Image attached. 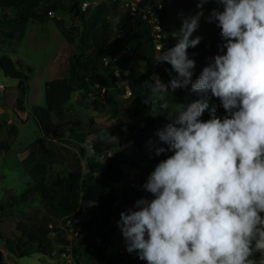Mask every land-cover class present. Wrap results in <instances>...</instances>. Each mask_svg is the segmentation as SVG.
<instances>
[{"label":"clouds","instance_id":"obj_1","mask_svg":"<svg viewBox=\"0 0 264 264\" xmlns=\"http://www.w3.org/2000/svg\"><path fill=\"white\" fill-rule=\"evenodd\" d=\"M196 3L175 46L158 50L176 76L166 85L154 75L151 90L164 100L169 87L190 85L218 99L225 115L203 98L168 114L157 133L163 146L149 142L156 156L171 153L143 185L152 198L121 212L118 226L126 251L147 264H257L255 253L264 257V0ZM207 3L220 6L205 19L220 29L221 54L193 82L187 50L200 43L190 37Z\"/></svg>","mask_w":264,"mask_h":264},{"label":"trees","instance_id":"obj_2","mask_svg":"<svg viewBox=\"0 0 264 264\" xmlns=\"http://www.w3.org/2000/svg\"><path fill=\"white\" fill-rule=\"evenodd\" d=\"M81 1L0 0V9L10 12L8 14L4 11L0 14V38L12 35L10 27L12 23L24 24L28 19L43 22L50 17L67 44L72 45L74 49L67 56V75L45 80L43 104L32 105L29 108V113L41 132L38 142L44 149V153L40 160L33 161L27 167L33 185L19 193L8 192L4 203L0 202V219L10 215L17 217L16 227H18L19 238L13 249H19L18 256L28 254V248L23 246L24 243L36 241L37 252L54 258L50 253L51 248L48 247L45 234L38 228L30 227L21 221L23 217L30 219L28 210L38 204L46 215L54 218L58 223L63 225L66 220L73 221V225H78L83 234L94 233L99 236V241L94 244L92 251L88 249L87 244L84 248L88 256L94 255L95 264H116L119 260L123 262L122 264H126L124 259L133 257L135 252L121 255L117 247L116 252L110 254L103 250V246L112 241V236L117 229L120 230L117 224L120 213L128 211L123 210L122 205L134 197H144L143 194H148L143 189V185L149 174L143 175L135 182L136 186L133 183L128 186L129 176L121 168L120 157L114 155L105 158L109 144L113 140L112 136L121 139L124 135H130L131 143L137 150H131L133 154L129 156V165L140 166L152 172L156 164L166 159L171 153L156 156L154 149L139 138L141 134H149L156 135L155 138L159 140L154 121L168 122L171 103L182 108L203 98L208 100L210 109L215 108L218 116L223 117L225 113L218 99L193 93L190 85L186 88H177L175 91L169 87L164 100L152 93L151 85L154 83L152 79L154 75L168 85L170 73H175L166 61H158L159 52L157 55L154 53L150 25L146 19L142 18L141 9L148 4H155L157 0H136L134 14L128 13L130 18L128 25L121 26L119 29L111 26L108 21L110 8L116 4L117 0L100 1L84 9L79 7ZM159 3L163 6L164 0H159ZM215 5L220 7L216 3ZM152 8L158 12L159 19L163 22L162 7L157 9L152 6ZM49 11L53 13L52 16H49ZM63 12L69 17V23L61 15ZM3 25H5L4 28ZM165 32L166 28L163 26V33ZM195 38L193 35L190 37V39ZM178 39L177 35L172 40L160 38L163 51L167 52L174 47ZM218 45L213 40L201 38L197 46L187 50L188 56L192 59L191 54H205L209 50H219ZM113 55L117 57L113 58ZM103 58L107 59L106 63L102 61ZM17 64H20L18 60H12L8 55L0 53V70L3 74L16 79L15 102L18 110L23 111L28 74L21 68H17ZM24 70L27 73L31 72L28 65L24 67ZM115 70L117 75L114 74ZM192 71L194 82L199 77L201 69L195 66ZM124 79L130 89L129 96L137 105L128 123L91 129L92 151L87 152L84 146H79V153L85 156V170L76 165L65 171H49V166L59 154L55 153L51 147L43 148L42 143L53 140L64 131H69L70 134L77 126L74 121H69V126L65 124L66 122H53V117L61 115L63 105L70 94L75 90L82 93L88 91L92 89L94 82L104 88L103 92H111L112 88ZM163 103L168 104L167 109L161 107ZM201 118L207 120L209 111L206 110ZM11 128H13L12 124L7 129ZM157 146L163 145L160 142ZM7 147L8 142L2 138L1 150ZM98 154L102 157H96ZM114 213H116V222L112 223L110 216ZM3 237L0 234V238ZM54 238L59 243L57 246L59 250L62 246H70L73 262L78 264L81 254L72 240L66 239L59 228L54 232ZM252 258L259 264L264 257L257 252Z\"/></svg>","mask_w":264,"mask_h":264},{"label":"rangeland","instance_id":"obj_3","mask_svg":"<svg viewBox=\"0 0 264 264\" xmlns=\"http://www.w3.org/2000/svg\"><path fill=\"white\" fill-rule=\"evenodd\" d=\"M126 1L117 0L108 14V21L111 26L117 29L121 26H127L130 21ZM214 8H217L215 3L204 5V16L200 19L199 26L192 35L193 37L208 38L221 44L219 28L215 23H208L205 19L209 11ZM162 9L163 24L166 28L164 38L169 40H172L175 35L178 36L183 20L194 16L198 11L196 0H164ZM4 11L10 13L9 10L0 9V14ZM61 15L69 23L70 19L67 14L63 12ZM4 27L5 25H3ZM10 27L12 35L0 38V53L8 55L12 60H18L20 64H17L16 67L21 68L22 71L28 74V77L26 79V95L23 99L24 110L20 111L15 102L16 79L3 74L0 70V83L4 85L0 89V140L4 138L8 142L6 149L1 150L0 148V202L2 203H4L8 192L19 193L33 185L27 167L33 161L41 159L44 149L38 142L41 132L29 113V108L32 105L43 104V83L45 80L67 75V56L74 51L72 45L65 42L50 17L43 22L28 19L24 24L12 23ZM217 54H221L220 50H209L205 54H191L190 56L202 71L204 67L213 61L214 56ZM26 65L31 68V72L27 73L24 70ZM140 67L142 68V66ZM175 76L176 73H170L168 82ZM117 84L118 87L112 88L113 91L111 92H101L92 88L83 93L75 90L70 94L63 105L61 115L53 117V122H66L65 124L69 126V121H74L77 126L70 134L69 131H64L53 140H46L42 143L43 148L51 147L55 153L59 154L49 166V171H65L76 165L85 170V156L79 153V146H84L87 152L92 151L90 146L93 139L91 129L98 126L111 127L128 123L137 105L131 96L125 97L122 94L123 86L127 84L126 81L122 80ZM178 109H180L179 105L170 104V113L176 112ZM169 122V119L168 122L155 120L154 127L157 133L163 130ZM10 124L13 128L7 129ZM155 136L141 134L139 139L146 145H150V141L159 145L160 141ZM112 138L105 158L114 155L120 157L121 168L129 176L128 186L132 183L136 186L135 182L143 175L151 172L140 166L129 165V156L133 154L131 150H137L131 143L130 135H124L121 139L113 136ZM100 156V154L96 155L98 158ZM148 194L143 195L151 199L152 197ZM140 198H143V196L134 197L127 201L123 204L125 207H122V209H132L135 201ZM91 206H95V204H91ZM28 213L30 219L23 217L21 221L43 232L48 239V247L51 250L59 245L54 238V232L59 228L65 238L71 239L73 245L80 251L81 259L78 264L96 263L94 255L90 254L88 256L84 251L90 240V235L75 234L76 225L74 226L73 223L66 224L61 228L58 221L46 215L38 204L30 208ZM115 215L116 213L110 216L112 223L116 222ZM16 219L17 217L11 215L0 219V234L4 236L0 238V255L2 258L0 264H58L49 255L36 251V241L24 243L23 246L25 245V248H28V254L18 256L19 249H13L17 238H19ZM121 237V230L117 229L112 236V241L103 246V250L106 253H115ZM124 262L126 264H147L146 261H141L137 254L124 259Z\"/></svg>","mask_w":264,"mask_h":264},{"label":"built area","instance_id":"obj_4","mask_svg":"<svg viewBox=\"0 0 264 264\" xmlns=\"http://www.w3.org/2000/svg\"><path fill=\"white\" fill-rule=\"evenodd\" d=\"M100 1H108V0H82L80 2L79 7L81 9H84V8L90 6L91 4L93 5V4H96L97 2H100ZM152 6H155L157 9L162 7V5L159 3V0H157L155 2V4H153V5L148 4V5L144 6L141 10H142V18L146 19V21L150 25V35L152 38L151 41H152L154 53H155V55H157L158 50L160 49V46H161L160 38L164 37V33H163L164 24L159 19L158 12L155 9H153ZM126 9L130 15H133L135 12V9H136V0H127L126 1ZM48 14H49V16H52L53 13L51 11H49ZM116 57H117V55H113V58H116ZM102 61L104 63H106L107 59L103 58ZM114 74L117 75L116 70L114 71ZM124 81H125V79H124ZM3 86L4 85L2 83H0V89H2ZM116 87H118V85ZM116 87H113V89ZM92 88L98 89L101 92H103V90H104V88L99 86V84L97 82L93 83ZM122 94L125 97L129 96L130 89L128 88L127 84H125V86H123ZM100 157H102V155ZM69 223H73V221L66 220L63 225H62V223H59V226L62 228V227H64V225L69 224ZM74 233L75 234L82 233V232H80V228L78 225L75 226ZM98 241H99V236L97 234H94V233L91 234L90 240L88 242V249L92 251L94 249V247H93L94 244H97ZM117 250L121 255H124L127 253L123 236L119 240ZM50 253L54 256V260H56V262L58 264H69V263L73 262L72 254H71V250H70L69 245L62 246V248L60 250L58 249V247L53 248L50 251ZM122 263L123 262L121 260L116 262V264H122Z\"/></svg>","mask_w":264,"mask_h":264},{"label":"crops","instance_id":"obj_5","mask_svg":"<svg viewBox=\"0 0 264 264\" xmlns=\"http://www.w3.org/2000/svg\"><path fill=\"white\" fill-rule=\"evenodd\" d=\"M65 40V39H64ZM66 42V41H65ZM67 43V42H66ZM66 76V75H65ZM123 206V205H122ZM123 207H125V205L123 206ZM116 216V215H115Z\"/></svg>","mask_w":264,"mask_h":264}]
</instances>
